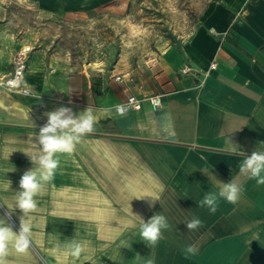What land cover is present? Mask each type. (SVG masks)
<instances>
[{"label":"crops","instance_id":"1","mask_svg":"<svg viewBox=\"0 0 264 264\" xmlns=\"http://www.w3.org/2000/svg\"><path fill=\"white\" fill-rule=\"evenodd\" d=\"M20 1L66 17L122 0ZM20 45L0 26V75L11 71ZM33 46L24 75L30 92L0 87V204L14 203L21 176L33 166L22 151L46 123L44 113L91 107L97 120L72 155L60 156L53 180L36 197L28 218L39 256L57 264L63 250L57 244L75 238L88 242L84 255L91 257L75 264H264V184L239 176L246 156L264 150V0H207L178 46L166 45L145 64L118 62L110 72L101 61L78 63L59 42ZM184 65L191 70L182 73ZM156 93L162 95L157 108L146 100L123 116L113 108L129 94ZM203 171L225 183L236 178L239 201L221 200L215 214L198 207L205 192L218 189ZM7 179L11 189L4 190ZM145 194L159 201L150 207L151 197L134 198ZM2 209L7 206L0 207L7 219ZM131 211L145 221L161 212L172 229L150 249ZM12 215L20 226L23 213ZM194 216L203 224L188 231ZM187 245L196 254H185ZM8 260L42 264L30 247L11 250Z\"/></svg>","mask_w":264,"mask_h":264},{"label":"rangeland","instance_id":"2","mask_svg":"<svg viewBox=\"0 0 264 264\" xmlns=\"http://www.w3.org/2000/svg\"><path fill=\"white\" fill-rule=\"evenodd\" d=\"M207 0L111 1L86 13L53 17L20 0H0V26L22 44L59 42L78 63L102 62L111 71L118 62L145 64L166 45L178 46L195 26ZM5 215L7 210H1ZM10 222L19 230L13 215ZM42 264H48L39 256Z\"/></svg>","mask_w":264,"mask_h":264},{"label":"clouds","instance_id":"3","mask_svg":"<svg viewBox=\"0 0 264 264\" xmlns=\"http://www.w3.org/2000/svg\"><path fill=\"white\" fill-rule=\"evenodd\" d=\"M71 103V101H69ZM115 112L119 116H123L127 112V105L116 104L113 106ZM113 108H105L104 112L113 111ZM47 121L39 127V132L31 135L29 139L30 147L22 152L29 158L33 165L26 170L19 180V191L15 192L14 203L11 205L0 204V207L7 206L5 217L0 218V264H10L8 260L11 250L19 253H26L31 245V220L28 218L30 212L37 208L36 197L44 195L45 186L50 183L60 166V156L62 154L72 155L77 146L82 142L83 138L95 131L97 123L93 109L87 107L84 111L76 113L71 107L63 106L44 113ZM30 119V113L27 114ZM264 145V143H261ZM16 150L8 151L4 156L5 160L9 161V157ZM7 174L8 169H3ZM210 181L218 186L216 191L205 192L202 199L196 201L198 207L206 208L209 214H215L219 208L220 201L234 204L239 201L243 192L242 185L234 177L225 183L221 182L211 173ZM239 176L247 179H255L258 184H264V150H254L250 156L239 165ZM4 190L11 189V181L2 185ZM151 197L148 201L149 206H153L156 201H159L158 196L145 194L143 196L134 197L135 199H144ZM131 207V206H130ZM15 209H19L23 215L19 217L20 226L18 231L13 230V226L8 222L11 220L12 213ZM131 214L139 221V235L141 240L146 242L151 249L155 247L163 238L165 231H170L172 225L168 222V218L161 212L155 213L147 221L141 216ZM203 222L192 217L185 225L188 231H195L201 227ZM124 242H122L123 244ZM63 249L61 252L62 259L58 258L57 264H75L76 260L83 261L91 260V257L84 255L88 249V242L69 239L64 245L57 244V250ZM185 254L194 255L197 252L195 245H187L184 249ZM141 257L137 254L136 259ZM82 261V264H83ZM146 264H154L152 259H147Z\"/></svg>","mask_w":264,"mask_h":264},{"label":"built area","instance_id":"4","mask_svg":"<svg viewBox=\"0 0 264 264\" xmlns=\"http://www.w3.org/2000/svg\"><path fill=\"white\" fill-rule=\"evenodd\" d=\"M32 47L30 44H22L14 50L11 56V71L8 74L0 75V87L13 93H29V88L24 81L25 70L27 66V59ZM214 68V63L211 64ZM191 70L188 65H184L180 71L187 73ZM121 79L120 76H116ZM146 100L152 108H157L161 105L162 95L159 93L151 94L145 97H138L134 94H129L123 101L118 104L127 105L129 109H140L142 102Z\"/></svg>","mask_w":264,"mask_h":264}]
</instances>
